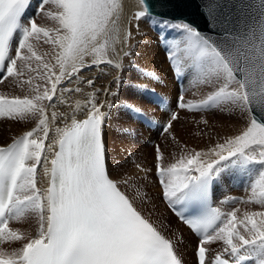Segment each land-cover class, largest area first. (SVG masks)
I'll use <instances>...</instances> for the list:
<instances>
[{
    "label": "snow or ice",
    "instance_id": "snow-or-ice-1",
    "mask_svg": "<svg viewBox=\"0 0 264 264\" xmlns=\"http://www.w3.org/2000/svg\"><path fill=\"white\" fill-rule=\"evenodd\" d=\"M139 3L142 10L135 19L148 12L147 0ZM29 4L30 0H0V68L6 72L5 78H17L18 86L28 85L32 93L0 95V117L35 121L30 130L0 147V241L26 239L22 247L10 252L0 248V264H183L173 241L138 210L106 170L103 127L107 114L102 110L106 102L97 101L100 90L93 79L86 80L93 93L83 106L85 118H75L77 110L83 111L77 102L70 117L61 114L70 123L56 127L58 138L45 144L52 129L47 112L50 105L44 101L53 100L62 81L97 63L122 69L121 64L106 58L107 43L100 42L110 26L117 25L120 6L116 0H42V12L45 4L55 6L46 12L53 26L46 27L25 20ZM210 7L215 11L222 6L212 0ZM170 26L183 37L170 58L178 65L182 62L190 75L210 86L206 98L197 103L180 97L181 109L214 106L221 111L238 110L244 116L255 108L264 114V0L252 23H245L239 35L235 29H225L218 41L187 23ZM41 40L51 51L36 50L33 42ZM89 54L94 57L91 64L84 59ZM38 80L44 83H35ZM52 118L56 119L55 113ZM177 119L172 113L165 130ZM245 124L239 134L207 152L182 153L167 165L156 148L155 169L163 197L172 207L191 204L203 209L190 219L181 214L200 234L195 247L198 264H207L206 245L214 241H222L225 247L215 255L213 264H230L224 256L235 258L232 264L246 260L264 264V211H246L238 217V210L222 213L207 204L209 185L219 174L221 162L245 167L255 161L264 166V116L259 121L251 116ZM256 148L258 153L251 155ZM45 151L52 158L44 160L49 181L41 190L36 173ZM259 175L249 200L264 204V171ZM131 180L122 183L128 185ZM30 216L38 223L34 236L26 238L19 229L9 227L10 219L24 222ZM242 250L247 255H241Z\"/></svg>",
    "mask_w": 264,
    "mask_h": 264
},
{
    "label": "rangeland",
    "instance_id": "rangeland-1",
    "mask_svg": "<svg viewBox=\"0 0 264 264\" xmlns=\"http://www.w3.org/2000/svg\"><path fill=\"white\" fill-rule=\"evenodd\" d=\"M35 1L36 6H33L34 9L26 18V20H35L40 26H53L51 20H46L50 19L46 15V12L49 9L55 10V6L51 4L52 7H48L44 13L41 11V7L37 4L39 0ZM117 1L118 0H116V3ZM117 4L119 5V3ZM136 13L131 15V18L128 20L126 25L127 33L130 32V36H127L129 49L126 52H130L131 55H124V59H121L122 69L117 71V69L111 65L97 63L95 66L80 71L76 76L71 78V80L65 79L62 81V85H60L59 88V91L62 92L60 93V96L65 98V91L67 94L70 92L73 93L74 91L70 90L76 87H74V80L76 79L80 81L83 71H90L92 69L95 70L97 67L99 69L93 72L92 75H88V79H93L96 85L97 83L95 78H101L102 76L109 80L108 83H110V85L111 83L116 85L113 88L114 94H111L112 98L110 97L109 106L112 107V105H114V113L116 112L115 119H118V121L121 123L119 127L123 132H128L126 137L123 136L122 140L120 141L121 143L119 142L122 147L118 146L119 143L117 142L114 146H112L114 149L112 147L110 149L112 153L117 154H111L112 161L116 158L113 165H116L114 167L117 174L116 178L120 185H123L122 180L128 179L129 177L132 178L128 185H123L124 187L121 185V187L129 193L131 199L133 198L132 200H134L136 204L138 203V209L141 210L144 215L146 214V217L150 218L153 223L156 222V225L158 223V229H160L161 232L164 233V235H166L168 238L173 240L183 264H187L188 261H191V264H195L194 249L196 242L192 243V240H189L188 243L186 241V237L183 235V233L186 235L187 232L179 229V227H176L177 225L181 227L184 226L178 223V220H176L173 214L168 210L161 197V192L158 187L159 181L156 177L155 169L156 148L158 146L161 152L164 154L165 165L175 162V160L178 159L182 153L192 152L193 150L207 152L208 149L214 147L215 144L223 142L230 136L239 134V132L244 127H246L245 121L248 120L252 115L250 112H248L244 116H241L240 114L241 117L238 118L236 116V110L226 109L221 111L214 106L203 109L176 108L177 106L175 105V101L178 96V86L171 73L167 57L168 55L176 53V45L179 43V41H177V37L181 36H178V31H176L170 25L169 27L167 26L168 29H166L164 26V30L167 31L162 30L160 32L155 26H153L151 30V23L148 21L150 20L148 19L150 16L146 14L144 17L135 19L134 17ZM39 15L41 17L43 16L44 19L41 17L39 18ZM155 20L160 21L159 19ZM154 23L157 24L158 22L154 21ZM163 25H165V23ZM157 26L160 28L162 27L160 24ZM168 32L170 33L169 36L166 34ZM181 38L183 39V37ZM104 39L105 36L101 38L100 42L105 43ZM39 42H33L38 52H47L51 49L49 45H47V48L44 46L39 48ZM106 58L110 59L108 55H106ZM84 59L85 63L91 64L94 57L93 55L89 54L85 56ZM116 63L117 62L113 61V64ZM180 65L183 66L182 62L178 65L179 70H181ZM183 68L185 67L183 66ZM189 76L190 80L192 81L197 79L195 77L191 79L193 76ZM75 77H78L79 79ZM35 83L43 84L44 81L38 80L35 81ZM103 83L104 81L102 79V84L100 85L103 86ZM195 83L196 85L193 84L192 86L189 85V87H187L189 91L188 89L186 90V86H183L187 91V96H184L186 101L197 103L200 101V99H205L208 92L210 91V86L205 85L200 80L197 79ZM18 85L19 81L17 78H4L0 83V95H6L9 97L19 95L23 97L24 95L32 94L30 86L24 85L23 87H20ZM203 85L206 87L204 88ZM153 90H159L163 92V104L165 105L169 99L172 108L170 107L168 110L165 109L161 111L162 106H157L153 102ZM55 98L56 97H54L50 102L44 101V103L48 102L53 104ZM71 101L76 102L77 97L73 96ZM133 107L150 113V118L153 117L157 121L155 126L148 127L140 121V124L136 122L133 118V115L130 116V111ZM177 109L180 110L179 114L177 115L178 119L173 121L172 127L166 131L163 125L166 121L169 122L171 113L173 110ZM30 119L22 120L0 117V130H5V135L0 133V143L2 144L4 141V143H6V141L8 142L6 137L8 138L11 133L22 128ZM205 121H207V123H205ZM116 126L117 125L114 127ZM113 128L109 126L110 134L113 136L119 135V130L114 132L115 129ZM13 139H15V137ZM258 151L259 149L256 148L250 154L256 155ZM136 165H140L141 168L138 169ZM251 165L255 166L252 171H247L244 169V172L242 171L243 168H240V166L238 167L230 165L231 169H227L226 164L221 162L220 165L221 170L219 173H221L220 175H222V178H219V202L224 207L226 212H231L233 209L238 210V217H242L246 211H264V204L261 205L260 203L251 202L249 200V197L252 194V186L257 180L260 179L259 174L260 172L264 171V167L259 163H251ZM222 172H224V175ZM227 172L230 173L227 174ZM224 186L225 189L223 188V192L222 187ZM258 190L259 189L257 188V191ZM222 193L223 196L233 199V206L235 207L232 208V204H229L227 202L228 200L223 198ZM169 223L172 224L170 225ZM34 224H37V219L35 216H30L29 219L24 222H18L14 220L12 227H10L19 229L24 234L25 232H28ZM36 226L37 225L34 227ZM169 226L172 228L169 229ZM241 232L242 234L247 235V233L243 232V229H241ZM14 242L15 241H0V248H4L6 251L10 252L13 250L11 245ZM6 243L10 244L6 246ZM191 245H193V249L190 248ZM224 247L225 245L222 241H214L208 245L209 253H222ZM212 257L213 255L210 256V259Z\"/></svg>",
    "mask_w": 264,
    "mask_h": 264
},
{
    "label": "bare ground",
    "instance_id": "bare-ground-1",
    "mask_svg": "<svg viewBox=\"0 0 264 264\" xmlns=\"http://www.w3.org/2000/svg\"><path fill=\"white\" fill-rule=\"evenodd\" d=\"M36 2V1H35ZM117 3H119V6L118 9H117V15H118V20H117V25L115 27H112L110 26V31L105 35V42L107 43V47L105 49V52H106V55H108V57L112 60V61H115L119 64H121V59H124V53L129 49L128 47V39H127V36H128V33H127V23H128V20L131 18V15L135 14L136 12L142 10V6L140 5L139 1L138 0H118ZM37 4L41 7V4H42V0H39L37 2ZM51 4H45L44 5V13L45 11L48 9V7H50ZM54 6V5H53ZM33 7V3L32 5L30 6L29 8V11L32 9ZM52 7V6H51ZM54 8V7H53ZM50 10V9H49ZM54 10V9H52ZM43 15V14H42ZM46 16V15H45ZM44 16V17H45ZM41 16L39 15V18ZM38 18V17H37ZM36 18V19H37ZM42 19L43 16L41 17ZM41 19V20H42ZM46 20H50V19H46ZM39 21V20H37ZM45 21V20H44ZM45 23V22H44ZM51 23V21H50ZM49 23V24H50ZM53 23V21H52ZM140 23V22H139ZM43 24V23H42ZM45 25V24H44ZM40 26V25H39ZM46 26V25H45ZM52 27V26H50ZM142 27V26H141ZM144 32V31H143ZM38 44V43H37ZM39 48L40 47H46L47 48V45L43 43V40L41 42H39L38 44ZM49 48V47H48ZM42 51V49H41ZM51 51V49L49 50ZM181 66V65H180ZM97 67V66H96ZM99 68H95L90 70V71H83L82 74H81V77H80V81L78 80H74V87L75 88H80L81 91L80 92H70L69 94L66 93L65 91V95L64 97L65 98H62L60 96V92L59 91V88H60V84L58 89H57V92H56V95L54 97L55 100H54V103L51 104V103H48L46 102L45 104L46 105H50L48 108H47V112L49 114V127L52 129L49 133V137L48 139L45 141V144H51L53 143V141H55L58 137H57V134L55 132V128L56 127H63L66 123H70V119H65L64 116H62L61 114H67L69 117L72 115L73 111L76 110V104L77 102H80L82 108L83 106L85 105L86 101L90 98V94L93 93V88L89 87L86 83V80L88 79V75H92L93 72L97 71ZM179 69V68H178ZM119 69H117L118 71ZM181 73L184 77L183 79V85L182 86H186V90L188 89L187 87H189V85H193L195 83V81L197 79H194L193 81L190 80V76H189V73L187 72V69L186 68H183V66H181ZM90 77H93V76H90ZM27 78V75H25L24 79ZM77 79H79L78 77H75ZM104 81L103 83V86H101L100 84H102V79ZM100 77H96L95 80H96V85H95V88L96 89H99L100 91L96 93V99L99 103H105L106 102V106L102 109L106 114H107V118H106V121L104 123V127H103V139H104V142H105V150H106V160H107V165H108V170L109 172L111 173V175L116 178L117 177V174H116V170L114 169V167L116 166H113L114 165V159L112 161L111 159V154H114L111 152V147L114 146L117 142L119 143L123 136L126 137L128 132H123L122 129L119 127L121 125V123L118 121V119H115V108H114V105H112V107L109 106V103H110V97H111V94L113 95L114 92H113V88L114 85L113 83H108L109 80L105 79L104 77L101 76ZM107 78V77H106ZM175 80V79H174ZM111 81V80H110ZM112 82V81H111ZM176 82V81H175ZM71 83V82H70ZM177 84V83H176ZM178 86V85H177ZM204 86V85H203ZM197 87V86H196ZM206 86H204L205 88ZM74 88V89H75ZM192 88V87H191ZM209 88V87H208ZM69 89V88H68ZM203 89V88H202ZM201 89V90H202ZM70 90V89H69ZM185 89V93L187 92ZM189 91V89H188ZM195 91V90H194ZM197 91V90H196ZM201 93V91H200ZM200 95V94H199ZM58 96V97H57ZM75 96L77 97V101L76 102H73L71 101L72 97ZM198 97V95H197ZM200 97V96H199ZM112 98V97H111ZM194 99V98H193ZM201 100V99H200ZM75 101V100H74ZM158 103V102H157ZM162 103H164V97H163V101ZM162 103H159V104H162ZM87 109L86 108H83V111H80V110H77L76 111V115H75V118L77 119H83L85 118V114L86 113ZM113 112V114H112ZM55 113L56 114V119H53L52 118V114ZM240 112L236 110V116L238 118H240ZM152 119V123L151 125L153 124V122L155 121V119L153 117H151ZM244 119V118H243ZM144 124V123H143ZM113 125V126H112ZM115 125H117L116 127H114ZM146 125V124H145ZM35 126V121L33 119H30L22 128L20 129H17L15 132L13 133H9L10 135L8 136V138L6 137V139L8 140V142L6 141V143L2 142V144L0 143V147L2 146H7L8 144H10L14 139L19 137L20 135L23 134V132L25 131H28L31 129V127H34ZM109 126L110 127H114L113 129L114 132L116 130H119V135H115L113 136L112 134H110L109 132ZM0 133L4 134L5 135V130H0ZM1 138V137H0ZM4 138V137H3ZM13 139V140H11ZM2 140V139H1ZM8 143V144H7ZM121 143V142H120ZM118 144V146H121V144ZM6 144V145H4ZM122 147V146H121ZM120 147V148H121ZM113 148V147H112ZM114 149V148H113ZM114 151V150H113ZM116 154V153H115ZM114 154V155H115ZM119 154V152H118ZM122 154V152H121ZM117 155V154H116ZM119 156V155H118ZM123 157V156H122ZM52 158V153L51 152H48V151H45V153L43 154L42 156V160H41V163L37 166V173H36V179H37V187H39L41 190H44L47 188L48 186V181H49V177L45 176L44 175V160L45 159H48L50 160ZM113 158V157H112ZM117 161V160H116ZM119 161V160H118ZM121 161V160H120ZM123 161V160H122ZM124 162V161H123ZM123 164V163H122ZM126 164V163H125ZM48 167H50V165H48ZM264 167V166H263ZM127 168V167H125ZM128 169V168H127ZM157 177V176H156ZM220 178V177H219ZM117 180V178H116ZM118 181V180H117ZM120 181V180H119ZM159 183V182H158ZM122 185V184H121ZM124 185V184H123ZM122 185V186H123ZM218 186H219V180L217 183H215L214 185V190L216 191L215 192V195L217 193L216 196H218ZM124 187V186H123ZM218 207L221 209V211L223 212L222 208L219 206L218 202L216 201ZM136 204V203H135ZM138 204V203H137ZM136 204V206H138ZM262 205V204H261ZM140 207V206H139ZM139 210V209H138ZM224 213V212H223ZM174 216V215H173ZM175 217V216H174ZM176 218V217H175ZM170 220V219H169ZM177 220V218H176ZM166 221V220H165ZM168 222V221H167ZM156 223V222H155ZM174 223V222H173ZM178 223L184 227H181V226H177L176 227H179V229H182L184 231L187 232V234L185 235L183 233V235L186 237V241L189 243V240L192 242V243H195L198 241V239L191 233V231L188 229V227L186 225H184L182 222H180L178 220ZM168 224V223H166ZM170 224V223H169ZM172 224V223H171ZM170 224V225H171ZM35 225H37L36 227H34ZM156 225V224H155ZM158 225V223H157ZM175 225V223H174ZM168 227V226H166ZM170 227V226H169ZM36 228H38V223L37 224H34L32 226V228L28 231V232H25L24 233V236L26 238H30L32 236L35 235L36 233ZM165 228V226H164ZM172 227H170L169 229H171ZM174 231V230H173ZM174 234V233H173ZM176 234V233H175ZM189 234V236H188ZM183 239V238H182ZM185 241V240H184ZM26 242V239L25 240H21V241H15L11 247L13 249H17V248H20L22 247L23 243ZM183 242V240H182ZM191 243V244H192ZM10 244V243H9ZM8 243H6V246L9 245ZM193 245L190 246V248H192ZM196 247V246H195ZM193 249V248H192ZM194 254H195V249H194ZM209 254L207 256V264H208V261H209ZM195 262L197 264V260H196V254H195ZM187 264H191V261H188Z\"/></svg>",
    "mask_w": 264,
    "mask_h": 264
},
{
    "label": "water",
    "instance_id": "water-1",
    "mask_svg": "<svg viewBox=\"0 0 264 264\" xmlns=\"http://www.w3.org/2000/svg\"><path fill=\"white\" fill-rule=\"evenodd\" d=\"M211 3L212 0H147V7L156 15L185 19L198 27L201 34L218 41L225 35V29H235L239 35L245 23H252L261 0H216L222 7L215 11ZM252 112L258 121L264 116L258 109Z\"/></svg>",
    "mask_w": 264,
    "mask_h": 264
},
{
    "label": "crops",
    "instance_id": "crops-1",
    "mask_svg": "<svg viewBox=\"0 0 264 264\" xmlns=\"http://www.w3.org/2000/svg\"><path fill=\"white\" fill-rule=\"evenodd\" d=\"M190 75V74H189ZM194 77H192L191 79H193Z\"/></svg>",
    "mask_w": 264,
    "mask_h": 264
}]
</instances>
